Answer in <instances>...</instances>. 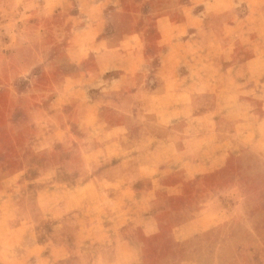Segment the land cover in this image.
<instances>
[{"label":"rangeland","instance_id":"374dc122","mask_svg":"<svg viewBox=\"0 0 264 264\" xmlns=\"http://www.w3.org/2000/svg\"><path fill=\"white\" fill-rule=\"evenodd\" d=\"M108 1L99 9L89 0H0V264H264V0ZM190 2L185 12L198 22L183 36L194 59L180 67L222 81L229 105L213 114L199 103L206 116H196L186 93L123 111L115 104L124 91L112 87L123 59L109 54L118 21L142 32L164 6L179 16ZM91 21L104 25L83 32ZM165 61L154 54L135 65L160 87L153 69ZM222 66L233 67L229 84ZM176 101L188 104L180 116ZM212 115H226L241 138L214 139L202 157L224 148L227 161L205 174L187 165L173 176L184 186H161L170 176L157 170L161 154L133 149L142 135L165 134V118L174 130H210Z\"/></svg>","mask_w":264,"mask_h":264},{"label":"crops","instance_id":"0c3cea01","mask_svg":"<svg viewBox=\"0 0 264 264\" xmlns=\"http://www.w3.org/2000/svg\"><path fill=\"white\" fill-rule=\"evenodd\" d=\"M106 2L108 3L109 1L89 0L88 6L99 9L102 7L101 9H106V5H102ZM158 5L159 2L155 1L154 8H158ZM192 6L193 5H191V2L180 6V8L184 10V12L179 16H174L175 13L172 11L169 12L171 6H164L162 8V10H164V15L158 16L155 19H149L146 25H148V28H151L142 32L135 28L133 31L125 33L124 30L126 27L123 28V23L121 21H118L117 26L121 27L122 31L116 29L115 36L116 38H119L120 44H117L116 48H113V51L109 50V54L115 52L114 56L117 57V61H120V58L123 59L120 66H115L120 70V78L118 79L117 83L112 86L115 89L124 91L122 96H120L118 100H116L115 104L123 111L127 110L125 108H129V106L132 107L131 110L133 112L134 108H137V110H140L144 107L147 108L148 106H150V101L154 100L155 96L167 97L171 95L181 97L185 96L186 93H189L191 96V106L194 108L193 113H195L196 116H206V114H202L203 112L197 113V111L199 110L197 108L199 103L205 102L213 105L214 110H212V112L215 111L213 112V114H218L217 112L219 107L229 105L227 98L230 97L229 93H232L233 90L225 91L224 87L222 86V81H220L221 84L219 83V81H215L214 83L211 77L207 79L206 76H203V79L201 76V66L200 68H196L195 65L190 66L191 72H188V67H180L181 64L189 66V64H191L194 59V56L188 51V46L193 45L191 43L192 40L185 39L183 36L190 29V27L196 26L198 22L197 18L193 17L189 11L185 12L187 11V9H192ZM130 11L133 12L132 9ZM136 11L138 12V9ZM90 18L91 17L88 16V19ZM103 25V23L97 24L93 23V21L88 23L86 22L84 24L85 28L83 32L87 30L88 26H94V30L100 31L101 26ZM152 29L154 31L153 34H151L150 31ZM97 35L98 33L96 34V37ZM95 41L102 44V46L103 44H106L107 47V40L104 41L96 39ZM141 41H143L144 44H141ZM116 50H118V52L120 51V53H118ZM154 54L160 57V61L161 59H169L168 62H160V65L153 69L154 73L160 76L159 79H157L159 80V84L161 85L160 87L155 83L150 84L144 82V73L140 72L142 71L143 66L135 65L140 59H143L144 62L149 63ZM214 63L216 64V66L211 67L215 69H217V67L219 68V63L223 65L221 57H215ZM179 67L181 71H179ZM232 69L233 67L231 66H222V73L226 75L223 80L227 81V84H229V72H231L230 70ZM217 72L218 71L215 70V73ZM197 75H200L201 77ZM157 80H155V82ZM214 80L216 79L214 78ZM243 81L244 80L239 81L240 87H243L241 85L244 84L242 83ZM217 84H220L221 86H217ZM247 84L248 83H246V85ZM214 85L216 87H214ZM187 105V103H180L179 101H176L172 105L174 106V108L171 111H176V113H179L180 116L182 110H184L182 109V107H188ZM226 118V115H223V118H217V116L216 118H214V116L212 115V128H210V130H198L193 132L186 131V129L184 128L174 130V128H170V126H173L174 124L171 123L169 119L165 118L163 119V124L168 125V127H166L167 131L165 134H161L156 131H149L146 134L142 135L141 140L137 142V146H135L133 149H143L145 151L151 148H153L154 151L156 149L157 153L159 155L161 154L162 156L161 162L158 163L157 166V170L160 172V177L170 175L166 178L160 179V185H168L171 187L184 186L187 181L185 182V180L178 179L176 177L173 178V176L176 175L177 172L186 168L187 165H192L197 169H200V173L205 174L213 171L215 168H218L219 163L222 164L227 161V158L230 155V150H224V148L217 149L215 153L211 154V157H202V149H204L205 147H210L211 143H213L212 145H214V139L228 138L231 142L235 143L239 141L237 140V138H241L240 135H237L231 130V128L233 127L231 126L232 122L228 121V119ZM158 125H160V127L164 126L161 123H158ZM226 130L229 131L226 132L228 134L227 136L223 134ZM153 139L158 140L157 143L159 144V146H161L160 141L162 140V147H153V144L156 143V141H154ZM143 153L144 151H140V155ZM153 162L154 161L148 158H143L140 159L139 165L143 166L144 168L147 167L148 169H152L153 167L154 169L155 166L153 165ZM141 175H144V173H141ZM141 175L137 176V180L141 178ZM104 181L108 180H99L100 183H103ZM151 181L152 187H156V181ZM167 196L178 198L179 194L170 193ZM203 210L205 209L200 208L193 212L198 213L199 215V213L203 212ZM181 211V213H185L186 211H188V209H183ZM157 223L158 222H156L154 226V233H160L163 230L161 224L158 225ZM172 228H174L175 232L179 227L173 226ZM180 228L182 229L184 227ZM141 230L143 231L144 228H141L139 226L136 227L135 234ZM106 235H108V233H106ZM128 238L129 237H127V239ZM130 238H133V236H130ZM135 246L138 247L137 244H133L131 249H135ZM117 258L118 256L113 259L116 260Z\"/></svg>","mask_w":264,"mask_h":264}]
</instances>
